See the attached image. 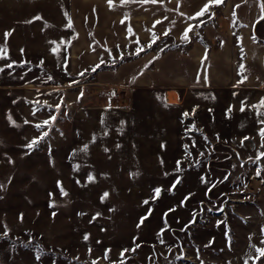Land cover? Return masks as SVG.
I'll return each instance as SVG.
<instances>
[{
    "label": "rangeland",
    "instance_id": "374dc122",
    "mask_svg": "<svg viewBox=\"0 0 264 264\" xmlns=\"http://www.w3.org/2000/svg\"><path fill=\"white\" fill-rule=\"evenodd\" d=\"M140 1L0 0V264H264V77L172 98L151 58L205 17Z\"/></svg>",
    "mask_w": 264,
    "mask_h": 264
},
{
    "label": "crops",
    "instance_id": "0c3cea01",
    "mask_svg": "<svg viewBox=\"0 0 264 264\" xmlns=\"http://www.w3.org/2000/svg\"><path fill=\"white\" fill-rule=\"evenodd\" d=\"M160 1L167 6L165 12L152 8L147 13L141 1L136 3L132 12L134 22L143 23L147 13L151 28L166 27L178 40L195 26L194 21L202 17L197 13L206 4L216 5L211 0H159L156 4L160 5ZM216 8L214 14L205 12L198 27V35L204 41L192 37L186 48L168 47L151 58L153 70L156 65L157 71L152 70L151 77L163 74L162 80L171 84L166 91L172 98L178 97L177 88L229 82L253 84L264 77V0H222ZM140 24L137 27L142 29ZM147 78V71L140 72L135 83H146Z\"/></svg>",
    "mask_w": 264,
    "mask_h": 264
},
{
    "label": "snow or ice",
    "instance_id": "6c2138e0",
    "mask_svg": "<svg viewBox=\"0 0 264 264\" xmlns=\"http://www.w3.org/2000/svg\"><path fill=\"white\" fill-rule=\"evenodd\" d=\"M124 2L125 3H127L128 2V0H124ZM152 2L153 3H156L157 2V0H152ZM211 2L212 3H215V4H219V3H221L222 2V0H211ZM112 3V0H109V4H111ZM208 11V4H206L203 8H202V10L200 11V12H198L197 13V15L198 16H203L204 14H205V12H207ZM36 19H40V17H37ZM190 19H191V17H190ZM189 31H191V29H189ZM11 33H5V39L7 40V37L10 35ZM165 35H167V33H165ZM185 39H187V33H185ZM6 45H2V46H0V59H3L4 58V55H5V53H6ZM21 51H23V50H21ZM55 51V50H54ZM138 54V53H137ZM12 65L11 64H9V65H7V67H11ZM97 67H99V65H97ZM93 71H95V68L94 69H92ZM0 71H3V69H0ZM261 106H264V101H262V104H261ZM253 107H255V106H253ZM242 111H243V108L241 109ZM187 115V114H186ZM51 119H55V117H52ZM45 124H48L49 123V121H45L44 122ZM262 123H264V121H262ZM41 127V125H37V128H40ZM261 136L262 137H264V130H262L261 131ZM47 135V133L45 132L44 133V136H46ZM43 137H39V138H36V139H34L31 143H29L26 147H28V148H33L37 143H38V141H39V139H42ZM245 139H247V137H245ZM85 151L87 150V146H85V149H84ZM258 175H259V173H258ZM94 179V177H92V176H89V181H92ZM180 181L179 180H177L175 183H179ZM0 187H3L2 185H0ZM175 187V184H173V186H172V188H174ZM172 189H169V191H171ZM160 192H161V190L160 189H155V193H156V195L157 196H159V194H160ZM66 194V193H65ZM108 194L107 193H105L104 194V196L106 197ZM102 199H103V197H102ZM145 203H148V201H145ZM182 204L184 203L183 201L181 202ZM175 209H170V211H174ZM141 222H143V220L141 221ZM85 239H87V237H85ZM124 251H128L127 249L126 250H124ZM132 251H135V249H132ZM260 251V254L261 255H264V250H259ZM37 259H39V257H37Z\"/></svg>",
    "mask_w": 264,
    "mask_h": 264
}]
</instances>
